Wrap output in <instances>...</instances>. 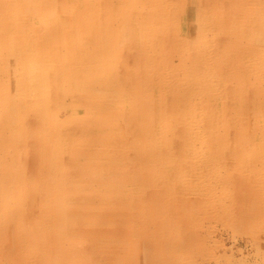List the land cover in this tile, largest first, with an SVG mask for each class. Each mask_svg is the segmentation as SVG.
<instances>
[{
	"label": "rangeland",
	"instance_id": "1",
	"mask_svg": "<svg viewBox=\"0 0 264 264\" xmlns=\"http://www.w3.org/2000/svg\"><path fill=\"white\" fill-rule=\"evenodd\" d=\"M0 264H264V0H0Z\"/></svg>",
	"mask_w": 264,
	"mask_h": 264
},
{
	"label": "bare ground",
	"instance_id": "2",
	"mask_svg": "<svg viewBox=\"0 0 264 264\" xmlns=\"http://www.w3.org/2000/svg\"><path fill=\"white\" fill-rule=\"evenodd\" d=\"M110 16H111V15H110ZM208 23H209V22H208ZM206 25H207V24H206ZM100 33H101V32H100ZM101 34H102V33H101ZM194 38H195V37H194ZM102 55H103V54H102ZM105 56H106V55H105ZM200 57H201V56H200ZM41 80H42V83H43V85H44V84H45L44 81H43L44 78H41ZM43 85H42V87H43ZM39 89H40V87H39ZM13 114H14V113H13Z\"/></svg>",
	"mask_w": 264,
	"mask_h": 264
}]
</instances>
